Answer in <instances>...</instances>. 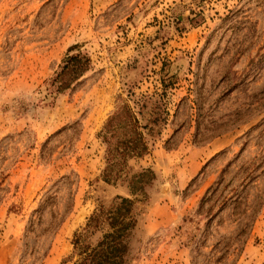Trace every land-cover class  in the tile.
<instances>
[{
  "label": "rangeland",
  "instance_id": "374dc122",
  "mask_svg": "<svg viewBox=\"0 0 264 264\" xmlns=\"http://www.w3.org/2000/svg\"><path fill=\"white\" fill-rule=\"evenodd\" d=\"M125 105L148 150L108 182ZM118 196L125 264H264V0H0V264H76Z\"/></svg>",
  "mask_w": 264,
  "mask_h": 264
},
{
  "label": "trees",
  "instance_id": "16d2710c",
  "mask_svg": "<svg viewBox=\"0 0 264 264\" xmlns=\"http://www.w3.org/2000/svg\"><path fill=\"white\" fill-rule=\"evenodd\" d=\"M89 58L80 53L67 56L61 71L52 80L57 92L68 89L89 66ZM102 138L106 144V166L103 170L105 181H116L121 175L122 167L128 159L141 157L147 150V144L137 118L127 105L116 111L106 122ZM152 174L150 170L134 176L129 182L130 189L136 191L140 188L144 178ZM113 179V180H112ZM148 179L147 181H149ZM118 203L109 209H102L92 216L87 224L85 233L77 234L74 245L78 246L82 255L76 264H125L127 253L128 230L132 226L130 213L133 202L125 197L118 196ZM129 219V220H128ZM105 222L110 228L101 241L91 250L82 249V239L90 230Z\"/></svg>",
  "mask_w": 264,
  "mask_h": 264
}]
</instances>
